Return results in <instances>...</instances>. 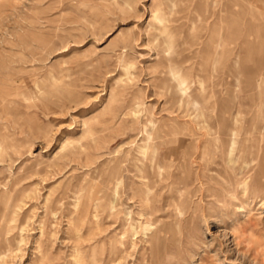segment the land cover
I'll return each mask as SVG.
<instances>
[{"label": "rangeland", "instance_id": "1", "mask_svg": "<svg viewBox=\"0 0 264 264\" xmlns=\"http://www.w3.org/2000/svg\"><path fill=\"white\" fill-rule=\"evenodd\" d=\"M123 1L0 0V94L12 92L18 102L16 122L0 111V194L17 201L5 234L12 248L0 264H89L92 258L112 264L113 243V264H264V0L215 6L184 0L169 15V29L153 40L147 22L162 0H133V8ZM126 63H133L129 72ZM171 66L187 68L197 105L178 107L161 89L174 82ZM111 89L117 93L109 98ZM138 95L158 124L170 116L187 122L186 108L238 109L248 128L249 115L257 113L252 122L258 126L247 133L254 146L245 153L255 157L254 169L239 172V163H224L210 144L204 159L201 147L194 149L188 171L176 169L177 158L157 175L151 214L140 195L144 180L135 154L146 112L135 121L128 113ZM93 114L111 119L84 134L82 120ZM196 131L200 140L211 137ZM80 142L87 146L79 148ZM116 162L122 195L114 214L108 200ZM230 166L233 182H221L214 170L227 174ZM181 201L184 210L177 213ZM128 211L138 225L154 218L151 226L161 224L157 251L141 226L131 234Z\"/></svg>", "mask_w": 264, "mask_h": 264}, {"label": "bare ground", "instance_id": "2", "mask_svg": "<svg viewBox=\"0 0 264 264\" xmlns=\"http://www.w3.org/2000/svg\"><path fill=\"white\" fill-rule=\"evenodd\" d=\"M183 1L184 0H162L158 4L154 5L152 12H151V15H150L148 22H147L149 29L151 30V33H152V38L150 40L157 39L158 34L160 32H165L169 29L170 22L172 21V19L170 18L169 15L175 11L176 5L179 4L180 2H183ZM186 1H190V0H186ZM196 1L198 2V4L203 3L206 6L208 0H196ZM212 3L215 6L218 3H220V1L219 0H212ZM162 4H164V7H162ZM122 5L127 7V8H133V0H125L122 2ZM217 7H216V10L218 9ZM164 9H167L166 11L168 13L165 12ZM230 24H231L230 25L231 27L234 26L236 24L235 20L231 19ZM165 49H167V48H165ZM202 49H203V47H202ZM249 52H247V54ZM251 53H250V55H251ZM237 60H238V57L235 56L233 63L236 64ZM132 66H133V63L124 64V68H125L126 72L127 71L129 72V68ZM169 72H170L171 76L173 77L174 82H172L171 84H166L165 86L162 85L161 89L169 92V94L172 98L173 104L176 103L178 105V107H180L182 105H186V104L188 105L190 103L193 105H197V103H198L197 100L195 98L191 97L192 94L190 93V85L188 84V80L186 78L187 68L180 66V67L176 68V70H175V68L171 66V68H169ZM258 79H259L258 77L255 78L257 83H259ZM15 81L16 80H13V82H15ZM197 81L201 87L203 84L202 79L199 78ZM35 87H36L35 90L37 91V94H40L42 97H45V98L47 97L46 96L47 94H45V89L43 86H41L39 83H37L35 85ZM116 93H117V91H115L114 89H111L110 94H109V98L115 96ZM11 94H12V92H4V93L0 94V111L5 112L6 114H11L13 116L12 120L16 122L17 117L15 119V110H16V104L18 102L11 98ZM232 95L234 97L235 94H232ZM24 98L29 99V97H27V96H25ZM140 98H142V97L140 95H138V97H134L132 99V103H131V106L129 107L128 113L132 116V119L135 121V120L140 119L141 114L144 110L146 112L145 120H144L142 127H141V134H140L141 138H140V141L136 145V153L135 154L137 155L136 156L137 159H140V161H141L140 168L142 171V179L144 180L140 184V191H141L140 195H141L143 202L146 201L150 204V209H151L150 213L151 214H152V211H155V210H154L153 204L151 203V196L149 193H150V190H152V188L154 187L155 183L157 182V178L159 177L157 175H159L164 170L169 169L170 167L174 166L177 158H178V161H177L178 163L175 166L176 169L188 171L189 159H190L192 150L194 151V149L201 147V151H200L201 152V158H203V156L205 154L206 147L210 144V146H212V148H214L217 151L218 157H220L224 163H229V164L231 163L232 166H234L236 163H239V165H238L239 172L244 171V170H246L247 172H250L251 170L254 169L255 157L248 158L245 155V153L247 150L251 151L252 146H254L253 140H252V143H253L252 145L247 143V140L250 139L247 136V133H248V128L255 129L258 126V125L256 126L255 122H252L255 119H257V117H258L256 115L257 113L249 115V117H248L249 118L248 119L249 120L248 128H246L245 124H242L241 111L238 109H236L235 111H232V109H230V110H226V109L220 110L219 109V111H217V112H214V111L212 112L210 109L205 114L203 111L195 110V109L191 110V111H187V108H186V110H183V115L188 117L187 122L186 121L184 122L183 120H180V119L176 118L175 116H170V117H168V119L165 120V124H158L156 122V120L153 118L151 112H149V108L144 107V102ZM215 99H217V98H215ZM225 100L226 99H223V103ZM168 101L169 100L166 99V102H168ZM208 103H209V101H208ZM230 104H232V102ZM227 105H228V103H227ZM221 106H224V104ZM110 112H112V111L110 110ZM21 113L22 112H20V114ZM244 116H245V114H244ZM110 117H104V116L99 117V116H96L94 114L84 117L82 120L83 124L85 125L84 134L88 133V134L92 135L95 131H97L99 128H101V124L108 123L111 119ZM201 117H202V119H200ZM213 119L215 122L212 121ZM202 123H204V124H202ZM196 128L205 129V131L210 133L211 137H209L206 140H200V138H199L200 135L197 133ZM259 129L262 130L261 132L264 131V121L259 126ZM242 130H244V132H243V134L242 133L240 134V132ZM257 136L258 135H254V138ZM185 138H187V140H185ZM85 145H86L85 143H81L79 148H81V147L85 148L87 146V145L86 146ZM255 150H256V148H255ZM180 156H181V159H179ZM215 157L216 156H212V159H214ZM199 158H200V156H199ZM207 167H208V165H207ZM226 169H227V172H226L227 174H225L224 172L222 173L221 172L222 170H220V169H215L214 174H216V176H219V178H221L223 180V181H221L217 177V179H219L221 182H228V183L233 182V180L236 176L235 173H233V168L230 166V168L227 167ZM164 174H163V176H164ZM216 176L214 175L213 178H215ZM110 180H111L112 184L110 187L111 191H110L109 200H108V210L110 212L116 214L117 208L119 205V201H120L121 195H122L121 194V188H120L122 185V177L120 175L119 162H116L112 165V169L110 170ZM243 184L245 186H247V181H245ZM9 191H11V190H9ZM210 191H212V189ZM174 197H172V198H174ZM59 199L60 198H58V200ZM78 201H80V200H78ZM16 202L17 201L15 200L14 197H12L11 193H9L7 195V197L5 198V193H3V191L1 192V194H0V255L1 256H5L7 251H10L12 248L11 247V240H10L11 238H8L5 234H6L7 230H9L10 224L8 222L12 219V217H11L12 210L11 209H13L12 207L14 205H17ZM183 202L184 201H181V202L176 204L175 210L177 213L183 212V210H184V206H183L184 203ZM87 204L85 203L84 213L87 210ZM126 214L130 216L129 225H130V230L132 231L131 234L132 235L137 234L138 233L137 228H138V226H141L142 227L141 229H143V232L146 234L145 235L146 236V239H145L146 242L149 243L150 248L153 249L155 247L154 246V240L158 237V233H159V228H156V227L160 226L161 224L159 225L156 223L157 224V225L155 224L156 226L155 225L151 226L153 223H155L157 221V219L154 218V220L152 222H146L143 225L142 224L138 225V222L134 221L133 217L131 216V212L128 211V212H126ZM149 217H151V216H149ZM151 218H153V217H151ZM170 228H171V226H170ZM154 250L157 251L155 248H154ZM117 251H118V246L115 243H113L111 248H110V256H111L110 261L112 264L117 262V259H118ZM155 251H154V253H155ZM150 255L153 256V254H150ZM151 259H152V257L150 258V260ZM89 264H98V263H97V260L92 258L91 262ZM153 264H154V262H153Z\"/></svg>", "mask_w": 264, "mask_h": 264}]
</instances>
